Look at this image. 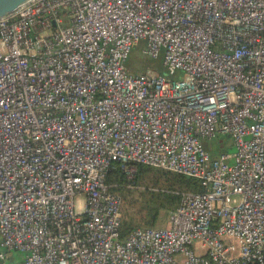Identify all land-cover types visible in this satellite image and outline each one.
I'll return each mask as SVG.
<instances>
[{
    "label": "built area",
    "instance_id": "built-area-1",
    "mask_svg": "<svg viewBox=\"0 0 264 264\" xmlns=\"http://www.w3.org/2000/svg\"><path fill=\"white\" fill-rule=\"evenodd\" d=\"M139 42L167 76L125 70ZM217 137L235 154L213 158ZM114 164L127 189L141 165L203 191L120 241ZM0 248V264H264V0H31L0 19Z\"/></svg>",
    "mask_w": 264,
    "mask_h": 264
},
{
    "label": "trees",
    "instance_id": "trees-1",
    "mask_svg": "<svg viewBox=\"0 0 264 264\" xmlns=\"http://www.w3.org/2000/svg\"><path fill=\"white\" fill-rule=\"evenodd\" d=\"M106 183L117 185L112 191L121 198L120 241L135 229L156 227L161 212L179 206L181 193L203 191L195 180L141 165L136 166L131 181L135 188H124L126 180L119 164H114V169L108 172Z\"/></svg>",
    "mask_w": 264,
    "mask_h": 264
},
{
    "label": "rangeland",
    "instance_id": "rangeland-1",
    "mask_svg": "<svg viewBox=\"0 0 264 264\" xmlns=\"http://www.w3.org/2000/svg\"><path fill=\"white\" fill-rule=\"evenodd\" d=\"M144 49V42H139L137 45L133 46L128 58L123 64L125 70L131 75L162 74L167 76V68L164 65V54L161 53L156 59H151L144 54ZM201 143L203 148L208 151L213 158H216L219 155L235 154V147L233 146L232 140L226 137H217L212 141L202 140ZM232 163V160L229 161V164ZM238 203V197H233L229 200L230 205H237ZM165 216L164 214L161 215L162 221L166 220ZM160 224L161 222L159 223V226H161ZM0 252H5V250L0 248ZM7 258L10 260L7 261L6 264H12V260L22 261L24 254L12 252L8 253Z\"/></svg>",
    "mask_w": 264,
    "mask_h": 264
},
{
    "label": "water",
    "instance_id": "water-1",
    "mask_svg": "<svg viewBox=\"0 0 264 264\" xmlns=\"http://www.w3.org/2000/svg\"><path fill=\"white\" fill-rule=\"evenodd\" d=\"M31 0H0V19L12 14L21 5Z\"/></svg>",
    "mask_w": 264,
    "mask_h": 264
},
{
    "label": "crops",
    "instance_id": "crops-1",
    "mask_svg": "<svg viewBox=\"0 0 264 264\" xmlns=\"http://www.w3.org/2000/svg\"><path fill=\"white\" fill-rule=\"evenodd\" d=\"M138 75H140V74H138Z\"/></svg>",
    "mask_w": 264,
    "mask_h": 264
}]
</instances>
